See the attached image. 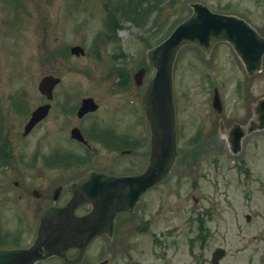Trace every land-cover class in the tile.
<instances>
[{
  "label": "rangeland",
  "instance_id": "1",
  "mask_svg": "<svg viewBox=\"0 0 264 264\" xmlns=\"http://www.w3.org/2000/svg\"><path fill=\"white\" fill-rule=\"evenodd\" d=\"M120 1L125 14L117 7ZM194 1L237 14L264 35V0H0V147H5L0 149V244H31L39 209L48 203L44 196L56 185L92 168L119 173L146 167L149 138L145 146L130 136L116 149L92 129L97 125L116 138H128L125 132L140 134L145 124L141 97L155 72L147 52L191 15ZM77 44L85 47L84 56L70 53ZM142 66L147 71L137 85L133 75ZM49 73L62 77L52 111L26 137L31 111L48 101L38 85ZM174 80L181 154L169 178L144 199L150 225L142 236L149 253L143 264H161L156 249L162 248L155 239L163 236L166 241L177 237L179 255L173 262L189 264L184 254L190 226L202 219L209 238L206 253L215 246L227 250L220 264H264V128L246 136L238 154L219 128L222 116L230 126L234 118L244 123L251 115L253 105L264 97V66L250 76L230 44L220 42L210 54L188 45L177 56ZM216 88L224 104L222 116L212 104ZM86 96L95 97L101 106L79 119L76 110ZM66 110L74 115L67 116ZM73 123L91 134V148L72 143ZM194 136L197 141L187 147ZM69 151L75 153L73 160L62 164ZM36 152L40 157L35 160ZM184 153L194 155L192 162L182 159ZM47 158L61 160L54 164ZM35 189L44 192L40 199ZM137 239L132 236V244ZM100 245L93 244L87 256L94 264L104 260L93 259ZM114 249L122 252L118 246ZM109 250L105 256L112 259L116 253ZM124 261L121 256L112 264ZM36 264L62 263L51 258Z\"/></svg>",
  "mask_w": 264,
  "mask_h": 264
},
{
  "label": "water",
  "instance_id": "2",
  "mask_svg": "<svg viewBox=\"0 0 264 264\" xmlns=\"http://www.w3.org/2000/svg\"><path fill=\"white\" fill-rule=\"evenodd\" d=\"M193 6L194 14L180 23L164 42L149 53L150 63L157 68V72L143 98V107L152 131L150 164L147 169L142 174L123 177L92 173L76 183V187H79L77 190L81 191L78 193L80 196L74 197L66 207H51L43 213L38 238L30 248L0 249V264H33L54 254L64 256L72 246L84 249L98 233L107 227L111 228L117 211L127 206V209H131L143 192L167 176L178 155L173 66L179 50L185 44L197 43L208 52L215 43L229 41L242 57L250 74L261 68L264 37L249 22L235 15L213 12L202 3ZM80 51H83L80 46L72 48L73 53ZM144 72L145 69H141L136 74L138 83ZM59 82L58 77L46 76L40 83V89L51 98ZM260 103L263 109L260 126L263 127L264 99ZM221 105L216 95L214 106L222 108ZM50 108V104H45L33 112L26 133L48 115ZM97 108L98 104L92 97L85 98L78 114L83 116ZM256 127L254 122L251 130ZM243 134L241 131L234 133L232 141L235 151L240 149ZM83 197L94 205V209L87 215L78 216L75 209L82 203Z\"/></svg>",
  "mask_w": 264,
  "mask_h": 264
},
{
  "label": "flooded vegetation",
  "instance_id": "3",
  "mask_svg": "<svg viewBox=\"0 0 264 264\" xmlns=\"http://www.w3.org/2000/svg\"><path fill=\"white\" fill-rule=\"evenodd\" d=\"M77 111H78V109H77ZM77 111H76V116L78 117ZM93 113H95V112H93ZM66 114L69 117L74 115L73 112H70V111H66ZM89 114L90 113H88L87 115H89ZM87 115H85V116H87ZM79 119H82V118H79ZM225 119H226L225 122L229 123L228 118L225 117ZM236 120H239L240 122L243 121V119H239V118H236ZM74 127H79L81 129L84 136L88 140V144H85L86 142L82 143L83 141L80 142L77 139H75V140L79 143V145L85 144L90 148L91 144L94 143V142L93 143L90 142V141H92V139H91L92 137L90 136L91 134L88 132H85L82 129V127L77 126L76 123L71 124V130ZM97 127L98 126H96V129H92V132L94 130V132L96 134L98 133V134L108 135L109 138L111 139L112 144H116V143L120 142L121 139L127 140L130 138V136L132 137V133L125 132L124 135L129 136L128 138H125L123 136H122V138H116L112 135V131L105 133L102 131V129L97 128ZM103 138H104V136H102V138H99V139L102 140ZM141 142H142V145L144 144L145 146H147L148 133L146 130H145L144 134H142V132H141ZM105 145H107V144L105 143ZM111 146H115L116 149L119 148L116 145H111ZM10 150L11 149H9V151ZM130 150L131 149L121 150V152L128 153V151H130ZM76 157H78V155H76ZM113 173H116V172H113ZM133 173H136V171L135 172L134 171L133 172L132 171H125V172H119L117 174L122 175V174H133ZM16 183L18 184V182H16ZM66 192L69 193L68 189L66 190ZM66 192H65V194H63L61 196L60 203H63L61 200H62L63 196L66 195ZM43 193L41 190L39 192H37V196L39 199L41 196H43ZM146 195H147V192L143 194L140 203H138L136 205V208L134 209V211L118 213L117 218H116L113 237H110L107 233H104V234L100 235L99 237H97V239L92 243V245H93L95 243L101 242V245L99 246V249H98L96 255L93 257V259H95L94 261H99L101 259V258H99V256L102 253L104 255H106L108 248H110L109 253H111V255H112L115 252L116 256L113 257L112 259L108 256L107 257L103 256L104 258L103 257L102 258L104 260H102L100 262V264H108V263L112 264L113 261L117 260L118 257H121V256L124 258L125 264H143L146 261V258L149 257V253L146 250L144 251L145 241L142 239V236L144 235V233L146 232V230L148 229V227L150 225V218L148 217V213H147V210L145 208L144 201H143ZM46 196H47L48 203H46V205L43 208H46L47 206L51 205L53 202V199H52L53 195L51 193H49V195L47 193L44 196V199L46 198ZM84 207L88 208L86 210V212L90 208L89 205H86ZM43 208L40 207L39 211L42 210ZM151 223H152V221H151ZM199 225L200 224H198L195 227V225H193V223H191L190 230L192 232L190 233V238H189V248L186 251V253L184 254V256L187 257L186 261L189 264H215L213 261L214 250H212L209 253H206V251L208 252V246H209V243H208L209 238H208L207 229L205 228L204 223H202L201 226H199ZM194 229H199V230L197 233H194ZM133 232H135V234ZM160 234H161V232H160ZM132 236L138 238L137 241L134 242L133 244L131 242ZM176 238L169 239L166 241V239L163 236L161 238V240L155 239L158 242V244H160V246L162 248V250L159 249L160 247H158L156 249V257L159 258V262L161 264H175L173 261L176 258V256L179 255L178 251L176 249V247H177V245H176L177 239ZM116 246H118L122 250V252L118 253L114 249V247H116ZM90 251H91V249H90ZM151 252H154V250H151ZM98 253H100V254L98 255ZM88 255H90V254H87V256ZM87 256L84 258L83 264L85 262H87V264H94L93 261H90L89 258H87ZM172 257H174V259H172Z\"/></svg>",
  "mask_w": 264,
  "mask_h": 264
}]
</instances>
